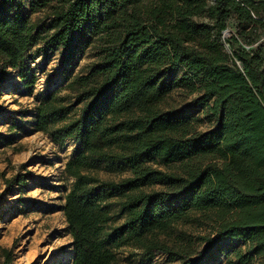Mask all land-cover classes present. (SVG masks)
<instances>
[{
    "label": "trees",
    "instance_id": "trees-1",
    "mask_svg": "<svg viewBox=\"0 0 264 264\" xmlns=\"http://www.w3.org/2000/svg\"><path fill=\"white\" fill-rule=\"evenodd\" d=\"M27 6L50 7L51 33L37 31L23 0H0V86L5 68L26 78V53L39 43L38 51L59 49L63 75L93 38L100 47L99 61L65 84L74 102L54 90L35 105L38 131L80 147L64 166L73 180L62 207L72 264H116L121 249L138 250L149 264L160 254L203 264L226 241V264H264V58L242 45L225 52L236 33L223 38L232 16L248 27L242 37L257 40L264 0H28ZM177 67L179 79L167 76ZM178 86L199 93L192 108L215 118L214 127L198 132L185 111L162 108ZM101 164H123L130 175L101 179ZM26 177L5 179V191L23 188ZM112 196L117 216L109 212ZM194 226L209 231L185 229ZM1 254L0 264H13L10 250Z\"/></svg>",
    "mask_w": 264,
    "mask_h": 264
},
{
    "label": "rangeland",
    "instance_id": "rangeland-1",
    "mask_svg": "<svg viewBox=\"0 0 264 264\" xmlns=\"http://www.w3.org/2000/svg\"><path fill=\"white\" fill-rule=\"evenodd\" d=\"M27 1L23 0L24 11L30 21L37 25V31L51 33L48 26L50 7L31 12ZM226 27L227 38L229 33H236V37L229 39V44L226 43L229 51L231 47L242 45L249 47V51H258L264 58V43L254 45L264 33L258 31L257 40L249 43L254 36L251 39L242 37L248 27L239 25L234 17L227 19ZM38 47H41V43L26 53L22 69L26 78H21L17 69L5 68L4 82L0 86V262L3 261L1 250L8 249L13 264H72V238L62 207L73 180L65 175L64 166L80 151V147L71 139L63 143L54 142L48 134L38 131L35 127V105L40 98L54 90L69 97V102H74L65 84L73 77L85 74L92 64L99 61L100 47L93 38L78 53L66 75L59 71V49L50 46L38 51ZM181 74L182 69L177 67L170 70L167 76L176 80ZM32 76L35 81L30 83ZM198 94L187 87H175L164 100L162 108L185 111L197 131L205 132L214 127L216 120L203 110L192 108V100ZM160 169L167 168L160 166ZM17 174L27 176L25 186H14L5 191L4 180ZM129 175L128 168L123 164H101L97 173L101 179L114 181ZM116 200V196L110 198L109 212L113 216H117ZM117 221L120 222L121 218ZM185 229L192 234L209 231L195 226ZM234 243L240 245L238 241ZM227 244V241L222 242L215 259L203 264H226ZM116 264L149 263L142 261L138 250L121 249L117 252ZM151 264L179 263L170 262L166 255L160 254L152 259Z\"/></svg>",
    "mask_w": 264,
    "mask_h": 264
},
{
    "label": "built area",
    "instance_id": "built-area-1",
    "mask_svg": "<svg viewBox=\"0 0 264 264\" xmlns=\"http://www.w3.org/2000/svg\"><path fill=\"white\" fill-rule=\"evenodd\" d=\"M228 32V30H225L224 32H223V38H227L226 36H225V34ZM230 35H231V33H229ZM230 35H228V36H230ZM262 43H264V35L258 40V41H256V43L254 44V45H257V44H262ZM244 47V46H243ZM245 49H247L248 50V48L249 47H244Z\"/></svg>",
    "mask_w": 264,
    "mask_h": 264
},
{
    "label": "water",
    "instance_id": "water-1",
    "mask_svg": "<svg viewBox=\"0 0 264 264\" xmlns=\"http://www.w3.org/2000/svg\"><path fill=\"white\" fill-rule=\"evenodd\" d=\"M225 48H226L227 52L229 53V50L227 49V47H225Z\"/></svg>",
    "mask_w": 264,
    "mask_h": 264
}]
</instances>
